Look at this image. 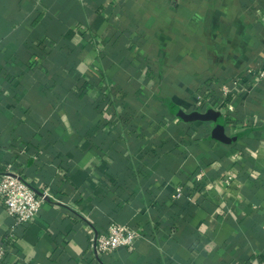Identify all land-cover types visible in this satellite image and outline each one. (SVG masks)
<instances>
[{
    "label": "crops",
    "instance_id": "crops-1",
    "mask_svg": "<svg viewBox=\"0 0 264 264\" xmlns=\"http://www.w3.org/2000/svg\"><path fill=\"white\" fill-rule=\"evenodd\" d=\"M263 59L264 0H0V173L11 165L45 198L22 227L0 201L13 261L264 264V82L247 72ZM234 77L253 90L223 115L235 141L212 123L188 136L170 106L188 113L206 79L219 99ZM166 80L190 98L164 102ZM110 224L140 237L98 257L91 233Z\"/></svg>",
    "mask_w": 264,
    "mask_h": 264
},
{
    "label": "built area",
    "instance_id": "built-area-1",
    "mask_svg": "<svg viewBox=\"0 0 264 264\" xmlns=\"http://www.w3.org/2000/svg\"><path fill=\"white\" fill-rule=\"evenodd\" d=\"M142 64L146 65L145 69L150 70L151 64L144 62V58H141ZM145 70V71H146ZM247 72L251 74L254 82L257 84L264 82V59L261 60L256 66L248 69ZM240 77L229 78L223 83L220 88V98L217 99L213 95V88H207L200 94L197 88H192L190 94L192 95L193 105L186 112L192 111L205 112L209 109L219 111L222 115L226 116V111L230 114L233 111V104L240 96H247L253 93L251 86L248 83H243ZM104 94L109 95V87L102 86ZM144 97H149L150 93L145 90ZM143 99V101L145 100ZM115 105H122L123 98L121 95L116 94L113 98ZM228 120L231 116L228 115ZM224 118V116H223ZM176 119L169 113L166 117L161 119V128L165 127V124L174 122ZM189 123L185 125L187 129ZM192 131L196 130L192 126ZM206 179V174L203 171H198L192 176V183L197 184ZM234 180L233 174H227L224 179V185H229ZM199 185V184H197ZM183 196V190L181 186L175 188V193L172 195V200L176 201ZM44 196L38 195L37 192L32 189L29 183L23 180L18 175L11 165L4 168L0 173V201L5 208V212L9 218L13 220L14 227H22L31 224V222L38 216L42 204L44 202ZM14 227L0 238V264H17L13 261L15 257H18L15 250L9 247V243L14 238ZM140 235L133 229L124 225L110 224L104 232L93 231L90 237V244L93 252L96 256L100 257L105 254L113 253L121 248L132 247L135 241Z\"/></svg>",
    "mask_w": 264,
    "mask_h": 264
},
{
    "label": "water",
    "instance_id": "water-1",
    "mask_svg": "<svg viewBox=\"0 0 264 264\" xmlns=\"http://www.w3.org/2000/svg\"><path fill=\"white\" fill-rule=\"evenodd\" d=\"M170 110L173 114H175V116H177L179 119L186 123L201 122L214 124L212 138L222 144H230L236 139L235 137L229 138L225 134L224 118L219 111L209 109L203 113L197 111L185 113L176 105H171Z\"/></svg>",
    "mask_w": 264,
    "mask_h": 264
},
{
    "label": "trees",
    "instance_id": "trees-1",
    "mask_svg": "<svg viewBox=\"0 0 264 264\" xmlns=\"http://www.w3.org/2000/svg\"><path fill=\"white\" fill-rule=\"evenodd\" d=\"M157 73V71H155V70H153L152 72H151V74L149 75V76H147L145 79L147 80V79H149V78H151V77H153L154 75H157L156 74ZM210 82L211 83H213L212 81H211V79H206V80H203L200 84H201V86L200 87H203V88H205V89H207V88H210V87H212V85L210 84ZM167 85H171V82H169V80H166V82H165V85H164V83H162V85H161V91H162V96H164V90H165V87L167 86ZM173 85H174V83H173ZM199 87V88H200ZM167 88V87H166ZM197 89H198V87H197ZM176 97L177 95H175V94H172V93H170V94H168V96H166L165 98V100H164V102L166 101V103L168 104V103H170V102H172V99L170 100V98H173V97ZM184 96V95H183ZM188 96V98H190V96L189 95H187ZM187 96H186V98H187ZM178 97V96H177ZM181 98V97H180ZM191 98H192V101H189V103H187V105H193V97L191 96ZM182 99H184V98H182ZM175 101H176V99H175ZM184 101H186L185 99H184ZM97 105V104H96ZM166 106H168V105H166ZM190 109V108H189ZM164 112V111H163ZM162 111H160L159 113H163ZM166 115V113L163 115V116H165ZM200 123V122H199ZM189 127L187 128V129H185V133L188 135V136H192V134H193V132L194 131H192V125L190 124V125H188ZM197 134V133H196Z\"/></svg>",
    "mask_w": 264,
    "mask_h": 264
},
{
    "label": "rangeland",
    "instance_id": "rangeland-1",
    "mask_svg": "<svg viewBox=\"0 0 264 264\" xmlns=\"http://www.w3.org/2000/svg\"><path fill=\"white\" fill-rule=\"evenodd\" d=\"M169 69L172 70V69H174V67H173V66H170ZM171 70H170V71H171ZM168 72H169V71H168ZM200 86H201L200 82H197V84H195V85L193 86V88H197V87L199 88ZM166 87H167V88H166ZM166 87H165V90H164V96H163V97L168 96V94H170L169 92H170L171 89H175L173 83H171V85H167ZM204 89H205V88H201V92H200V94L203 93ZM175 90H176V89H175ZM177 96H178V97H184V96H185L184 98H186V95L184 94V96H183L182 93L177 94ZM143 99H145V97H143ZM152 101H153V104H152V105H157V104H156V101H155L154 99H152ZM168 106H170V105H168ZM146 111H147V112H150V110H149L148 108L146 109Z\"/></svg>",
    "mask_w": 264,
    "mask_h": 264
}]
</instances>
